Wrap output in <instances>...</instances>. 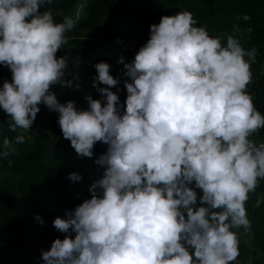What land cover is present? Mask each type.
<instances>
[{
  "label": "trees",
  "instance_id": "1",
  "mask_svg": "<svg viewBox=\"0 0 264 264\" xmlns=\"http://www.w3.org/2000/svg\"><path fill=\"white\" fill-rule=\"evenodd\" d=\"M134 263L264 264V0H0V264Z\"/></svg>",
  "mask_w": 264,
  "mask_h": 264
},
{
  "label": "rangeland",
  "instance_id": "2",
  "mask_svg": "<svg viewBox=\"0 0 264 264\" xmlns=\"http://www.w3.org/2000/svg\"><path fill=\"white\" fill-rule=\"evenodd\" d=\"M83 1V0H82ZM85 1V0H84ZM83 8V5H82V2H80L79 3V6H78V11H81V9ZM74 18V20H78L79 19V15H78V13L77 14H75L74 16H73ZM110 31V25L109 24H105L104 25V27L102 28V29H100L98 32H96L95 34H93V33H91L92 34V36H97V35H99V34H102V36H101V39L102 38H104L105 37V35L108 33ZM116 49L115 48H111V50H110V52L111 53H114V52H116L115 51ZM102 61H103V59H102ZM88 65H91V64H88ZM36 74H37V77H36V80L38 81V82H40V81H45L43 84H42V87L44 88V91H43V93H45V91L47 92V90H46V88H47V85H49V79H48V77H49V73H48V71H46L45 69H38L37 67H36ZM68 93V92H70V90H65V91H61V92H59V93H57L56 95H53L54 97H60V96H62V95H64L65 93ZM29 129V128H28ZM100 177H97V179H99ZM96 179V180H97ZM98 185L101 187L102 185H101V183L99 182L98 183ZM131 186H133L132 184L129 186L130 188H131ZM132 205V204H131ZM126 206H127V203H126ZM136 207H137V204H136ZM160 209H164V207H160V208H158L157 210H160ZM144 210V207L142 206V208H141V211H143ZM92 212L90 213V216L92 215V213H94V210H91ZM201 219V218H200ZM167 221H169V219H168V217H167V219H166V221L165 222H167ZM90 227H92V226H90ZM193 228H194V230L192 231V233L191 234H189V237L191 236V237H193V235L195 234V233H197V228L196 227H194L193 226ZM95 230L96 229H94V230H92V229H90V233H92V236L91 237H96V235H95ZM98 242H100L101 243V241L100 240H98ZM103 244L101 243V247H102V249H104L103 247L104 246H102ZM135 264V263H134Z\"/></svg>",
  "mask_w": 264,
  "mask_h": 264
},
{
  "label": "built area",
  "instance_id": "3",
  "mask_svg": "<svg viewBox=\"0 0 264 264\" xmlns=\"http://www.w3.org/2000/svg\"><path fill=\"white\" fill-rule=\"evenodd\" d=\"M107 193L108 194H110L111 193V190H108L107 191ZM145 213H150L151 211H153V207H144V210H143ZM174 211L173 210H171V211H159L158 212V217L160 218V227H159V229L157 230V233H156V236H155V239H157V238H159L160 236H161V226L162 225H164V223H165V221H166V216L168 215V214H171V213H173ZM160 214H162V216H160ZM199 218H203V216H201V215H199ZM203 225V224H202ZM189 234H191V233H189Z\"/></svg>",
  "mask_w": 264,
  "mask_h": 264
},
{
  "label": "clouds",
  "instance_id": "4",
  "mask_svg": "<svg viewBox=\"0 0 264 264\" xmlns=\"http://www.w3.org/2000/svg\"><path fill=\"white\" fill-rule=\"evenodd\" d=\"M100 181H102V180H100ZM99 183V181H98V179H97V184ZM101 183V187L98 185V187L100 188V190H103V189H105L106 187V185L103 183V182H100ZM136 189L137 188H135V186H132L131 188H128V189H126V191H125V194L128 192L129 194H131V191H134V196H137V194H136ZM145 207V206H144ZM199 217V216H198Z\"/></svg>",
  "mask_w": 264,
  "mask_h": 264
},
{
  "label": "bare ground",
  "instance_id": "5",
  "mask_svg": "<svg viewBox=\"0 0 264 264\" xmlns=\"http://www.w3.org/2000/svg\"><path fill=\"white\" fill-rule=\"evenodd\" d=\"M108 195V194H107ZM110 198V197H109ZM108 199V198H107Z\"/></svg>",
  "mask_w": 264,
  "mask_h": 264
}]
</instances>
